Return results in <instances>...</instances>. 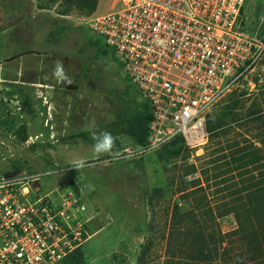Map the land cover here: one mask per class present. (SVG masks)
Returning <instances> with one entry per match:
<instances>
[{
  "label": "rangeland",
  "instance_id": "374dc122",
  "mask_svg": "<svg viewBox=\"0 0 264 264\" xmlns=\"http://www.w3.org/2000/svg\"><path fill=\"white\" fill-rule=\"evenodd\" d=\"M97 1L88 14L63 13L65 0H0V174L32 176L37 196L83 197L91 238L60 264H264V59L213 106L225 125L203 150L140 152L125 126L141 98L81 24L120 2ZM242 20L264 39V0H247ZM57 63L71 83L53 77ZM102 131L116 138L114 156L92 151ZM81 158L91 166L76 170ZM200 188L213 213L192 235L170 237L179 191Z\"/></svg>",
  "mask_w": 264,
  "mask_h": 264
},
{
  "label": "built area",
  "instance_id": "2783aa9c",
  "mask_svg": "<svg viewBox=\"0 0 264 264\" xmlns=\"http://www.w3.org/2000/svg\"><path fill=\"white\" fill-rule=\"evenodd\" d=\"M246 1L119 0L111 12L81 20L148 104L149 134L138 151L178 137L188 150L207 146L213 106L264 59V39L241 28ZM26 179L0 174V264H57L89 241L93 217L82 196H37Z\"/></svg>",
  "mask_w": 264,
  "mask_h": 264
},
{
  "label": "trees",
  "instance_id": "16d2710c",
  "mask_svg": "<svg viewBox=\"0 0 264 264\" xmlns=\"http://www.w3.org/2000/svg\"><path fill=\"white\" fill-rule=\"evenodd\" d=\"M65 4L66 10H63V13H69L73 9L77 8L80 11L92 14L96 11L98 7L97 0H65ZM65 30V27L60 26L56 29L54 34L55 36H60ZM100 42L101 41H99L95 37L91 38V44L95 47H98V51H100L101 54H107L106 51L101 49ZM141 105V114L138 117L134 118L131 122L129 121L125 126V130L126 134L130 135L136 141L137 144L144 145L148 138L149 123L152 119V116L148 104L145 101H141ZM224 125L225 123L221 116L216 118L212 115H208L206 127L210 139L217 137V130L224 127ZM167 145H171L172 147L179 146L180 148H185L184 140L181 137L176 138ZM185 192L186 189L179 191V193L184 194H182V199H179L174 204L171 217L170 237H172L173 234L180 235L181 237H187V235H192L194 231L191 230L202 228L203 222L201 219L204 217H208L210 214L213 213V209L210 206L209 199H206V197L202 195L197 196V194L203 192L202 188L197 189L195 191H189L186 193ZM82 248L78 249L74 253L79 252ZM61 262L57 264H60Z\"/></svg>",
  "mask_w": 264,
  "mask_h": 264
},
{
  "label": "clouds",
  "instance_id": "9594fccd",
  "mask_svg": "<svg viewBox=\"0 0 264 264\" xmlns=\"http://www.w3.org/2000/svg\"><path fill=\"white\" fill-rule=\"evenodd\" d=\"M53 77L57 81L71 83L70 78L68 77L64 65L62 63H57L53 69ZM93 139L95 143L92 145V151L97 155H109L114 156L113 149L115 147L116 138L112 135L111 132L102 131L98 134H93ZM75 169L80 170L85 167H90L84 159H79L74 162Z\"/></svg>",
  "mask_w": 264,
  "mask_h": 264
},
{
  "label": "water",
  "instance_id": "95a60500",
  "mask_svg": "<svg viewBox=\"0 0 264 264\" xmlns=\"http://www.w3.org/2000/svg\"><path fill=\"white\" fill-rule=\"evenodd\" d=\"M92 189H93V187L90 186V185H88V186L86 187V191H91Z\"/></svg>",
  "mask_w": 264,
  "mask_h": 264
}]
</instances>
